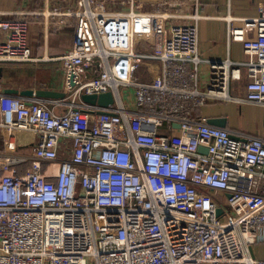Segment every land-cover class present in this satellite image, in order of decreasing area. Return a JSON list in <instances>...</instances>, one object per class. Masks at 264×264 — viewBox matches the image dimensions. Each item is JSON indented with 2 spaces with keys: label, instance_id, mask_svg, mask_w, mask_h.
Wrapping results in <instances>:
<instances>
[{
  "label": "built area",
  "instance_id": "1",
  "mask_svg": "<svg viewBox=\"0 0 264 264\" xmlns=\"http://www.w3.org/2000/svg\"><path fill=\"white\" fill-rule=\"evenodd\" d=\"M61 1L0 15V63L36 60L31 22L73 26L64 98L0 93L6 136H37L27 154L0 152V264H264L249 252L264 242V139L200 113L240 101L244 71L264 129V13L229 24L244 59L202 79L198 0ZM106 92V107L81 99Z\"/></svg>",
  "mask_w": 264,
  "mask_h": 264
},
{
  "label": "crops",
  "instance_id": "2",
  "mask_svg": "<svg viewBox=\"0 0 264 264\" xmlns=\"http://www.w3.org/2000/svg\"><path fill=\"white\" fill-rule=\"evenodd\" d=\"M42 1L0 0V15L4 18L11 17L17 10L37 7ZM61 3V0H50L51 6H57ZM198 6L201 14L198 21L201 56L198 73L202 79H206L209 62L228 59L234 64L243 61L244 54L241 43L228 40L229 24L241 26L245 21L263 14L264 0H198ZM125 8V4H117L116 8L114 7L118 10ZM72 36L73 26H68L61 32L46 33L41 22H31L27 40L32 57L36 60L29 63H0V93H5L7 89L18 91L48 90L64 93L63 71L59 58L71 48ZM246 83V74L242 71L241 79L232 81L230 85L231 97L240 101L207 103L200 109V113L207 119L224 117L226 125L222 128L233 132H244L264 139V129L261 125L263 107L245 100ZM22 97L25 99L35 98V96ZM42 99L54 102L62 98ZM61 109V106L55 107L58 112ZM35 141L30 136L21 145L15 142L13 149L11 146L12 136L8 138L5 130L0 127V152L14 150L13 152L27 154L32 150ZM249 252L251 257L264 260V242L252 245Z\"/></svg>",
  "mask_w": 264,
  "mask_h": 264
},
{
  "label": "water",
  "instance_id": "3",
  "mask_svg": "<svg viewBox=\"0 0 264 264\" xmlns=\"http://www.w3.org/2000/svg\"><path fill=\"white\" fill-rule=\"evenodd\" d=\"M71 85L73 83L71 82ZM6 94H13V95H20L25 97H38V98H49V99H57V98H63L64 93L62 92H55V91H48V90H38V91H32V90H22L18 91L16 89H7L5 90ZM81 99L89 104H98L101 107H106L113 103V96L111 93H101L99 95H88V94H82ZM208 124L215 126V127H225L226 120L224 117H215V118H209ZM202 152H206L205 149L200 148L199 149ZM216 215L219 217L222 215V210L218 208L216 210Z\"/></svg>",
  "mask_w": 264,
  "mask_h": 264
},
{
  "label": "rangeland",
  "instance_id": "4",
  "mask_svg": "<svg viewBox=\"0 0 264 264\" xmlns=\"http://www.w3.org/2000/svg\"><path fill=\"white\" fill-rule=\"evenodd\" d=\"M116 8V7H115ZM112 9H114V7H112ZM32 137V139L34 140H36V138H37V136L35 135V134H33L32 132H29V131H27V132H13V134H12V140H13V142H12V147H13V149H14V143L15 142H17L18 144H22V143H24L26 140H27V138L28 137ZM19 145V146H20ZM12 151H14V150H12Z\"/></svg>",
  "mask_w": 264,
  "mask_h": 264
},
{
  "label": "trees",
  "instance_id": "5",
  "mask_svg": "<svg viewBox=\"0 0 264 264\" xmlns=\"http://www.w3.org/2000/svg\"><path fill=\"white\" fill-rule=\"evenodd\" d=\"M1 150V149H0Z\"/></svg>",
  "mask_w": 264,
  "mask_h": 264
}]
</instances>
